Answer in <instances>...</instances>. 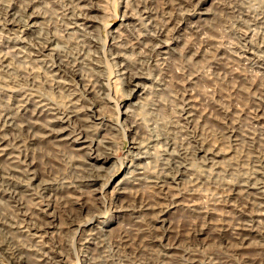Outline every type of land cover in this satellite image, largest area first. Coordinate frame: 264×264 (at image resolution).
I'll list each match as a JSON object with an SVG mask.
<instances>
[{
	"label": "bare ground",
	"instance_id": "6f19581e",
	"mask_svg": "<svg viewBox=\"0 0 264 264\" xmlns=\"http://www.w3.org/2000/svg\"><path fill=\"white\" fill-rule=\"evenodd\" d=\"M108 2L0 0V250L67 264L73 229L76 264H264V0H123L103 40Z\"/></svg>",
	"mask_w": 264,
	"mask_h": 264
},
{
	"label": "rangeland",
	"instance_id": "374dc122",
	"mask_svg": "<svg viewBox=\"0 0 264 264\" xmlns=\"http://www.w3.org/2000/svg\"><path fill=\"white\" fill-rule=\"evenodd\" d=\"M122 1L123 0H109V2L105 5V14H101L102 20H104L105 24V33L101 34L102 39L104 40L105 35L107 31H111L115 28H117L121 24V13H122ZM217 37H219V33L215 34ZM108 40H106L105 44L108 43ZM206 70L208 71L209 68ZM199 70L204 71L205 69L198 68ZM145 85L148 86L149 89H147L145 95L143 94L142 97H136L137 94H134L130 99H121V92L120 94L117 93V99L120 101L121 106L123 105H129L133 106L134 103H141V104H151L152 96L150 94L154 91V87L152 88L151 82L145 81ZM206 86V85H205ZM207 88V87H206ZM128 90V87L125 88ZM47 90V88H46ZM152 91V92H151ZM139 94V93H138ZM144 98L145 100H143ZM131 104V105H130ZM140 104V105H141ZM139 105V104H138ZM133 106L132 108H138ZM125 106V107H126ZM124 107V106H123ZM122 107V109H123ZM124 110V109H123ZM114 113V112H113ZM172 111L169 109L162 110L161 116L166 121H169L170 118H172ZM128 136H130V133H127ZM212 143V142H211ZM119 146H121V150L119 149L116 153L115 160L121 162L125 161L126 153L129 149L130 143L129 139H123L121 138L119 140ZM224 149V147H221ZM32 153L36 160V165L39 171L40 177L45 178H59L65 174H67L70 171L71 165H72V158L67 155L60 152H57L53 150L50 146H48L45 143L39 142L37 145H35L32 148ZM233 155V154H232ZM231 156H229L230 158ZM85 159V158H84ZM230 160V159H229ZM116 181H119L124 176V168H121L120 165L118 166L117 174H116ZM101 183L99 182V185ZM111 187H109L110 189ZM108 189V190H109ZM107 190V191H108ZM172 222L175 223L177 226L180 227V229L186 231V232H194L195 228L191 225V223L185 218L184 215L176 214L171 217ZM117 221V220H116ZM117 223H113V225H116ZM187 228V229H186ZM73 229H65L63 230L61 235H54V248L51 250H54L53 256L56 259H60L59 252L61 253V256L67 257L68 262L67 264H76L78 261L83 260L80 257L81 254V246H80V240L79 238H73ZM194 239V236H193ZM196 239V238H195ZM199 240V239H196ZM4 244L6 242V237L4 236V232L0 231V242ZM195 244L200 245L197 241H195ZM202 244V243H201ZM11 247H9V251H11ZM1 251V250H0ZM11 253L8 254L0 252V264H12L9 260ZM8 257V258H7ZM81 258V259H80ZM25 264H38V262L35 260V257H31L29 260L26 261ZM80 264H83L80 262Z\"/></svg>",
	"mask_w": 264,
	"mask_h": 264
}]
</instances>
